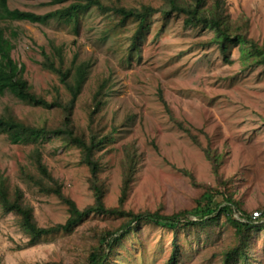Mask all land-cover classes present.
<instances>
[{"label": "rangeland", "instance_id": "rangeland-1", "mask_svg": "<svg viewBox=\"0 0 264 264\" xmlns=\"http://www.w3.org/2000/svg\"><path fill=\"white\" fill-rule=\"evenodd\" d=\"M70 0L51 4L49 0H7L10 8L42 14ZM111 3L117 0H103ZM118 2V1H117ZM127 5L141 2L158 5L162 0H121ZM233 18L250 22L249 34L264 40V0H225ZM0 25L12 42L11 56L24 63V77L47 100L69 96L56 72L41 64L51 45L61 48L64 66L72 58L85 60L88 73L75 101L73 118L86 130V104L102 80L101 108L95 112L102 131L115 126L110 140L97 150L101 154V177L105 180V203H117L121 184L120 157L129 144L136 154L124 208L133 211L173 212L195 205L201 187L214 184V174L201 148L172 120L166 104L178 119L190 124L197 136L224 151L221 172L231 178L233 196L252 215L257 226L249 239L250 262L242 258L233 264H264V65L240 67L238 49L230 48L234 62H225L213 33L200 26L183 25V15L153 12L132 41L137 22L121 19L110 11L89 6L70 21L49 18L45 22L0 18ZM15 32L14 36H10ZM53 42V44L50 43ZM53 53V52H52ZM51 53V54H52ZM77 62V61H75ZM11 110L19 119L52 127L61 119L58 108L25 103L6 90L0 95V111ZM39 149L50 173L62 184L64 193L78 207L92 203L88 168L80 162L79 148L47 134L36 140L11 142L0 133V172L10 186H19L24 201L32 205L40 225L63 222L68 211L58 197L39 190L20 171L27 166L36 172L31 152ZM257 212V214L255 213ZM119 214L90 213L72 230H59L30 242L12 212L0 206V264H59L82 261L97 239L96 228L116 227ZM217 227V228H216ZM210 227L179 228L141 221L132 226L110 256V264H165L172 241L179 247L176 264H217L220 250L233 243V229L224 223Z\"/></svg>", "mask_w": 264, "mask_h": 264}, {"label": "trees", "instance_id": "trees-1", "mask_svg": "<svg viewBox=\"0 0 264 264\" xmlns=\"http://www.w3.org/2000/svg\"><path fill=\"white\" fill-rule=\"evenodd\" d=\"M67 0H49V3H63ZM118 1V2H117ZM105 3L103 0H70L65 6L57 7L45 13L39 14L31 10L17 7L10 8L7 0H0V18L27 19L32 22H45L49 18H57L70 21L77 14L89 6H97L101 11H110L121 19H130L137 22L133 32L132 41L136 40L146 22L147 16L153 12L167 15L177 13L183 15V25L207 28L213 35L207 41L214 42L222 53L225 62L232 63L230 48L236 46L238 49V60L240 67L246 69L254 64L264 65V40L259 42L249 34L250 22L243 16L233 18L227 10L225 0H162L158 5L141 2L138 6L127 5L121 0ZM15 32L10 36H14ZM53 44L52 41H50ZM13 45L9 35L0 25V95L6 90L25 103L40 105L43 107H54L59 109L61 119L52 126L46 124L37 125L19 119L15 113L6 109L0 111V133H5L11 142H22L36 140L47 134L59 137L62 141L75 145L79 148L80 162L88 168L87 183L92 192L93 201L80 208L75 200L63 192L62 184L57 181L42 160L41 152L35 148L31 152L32 163L36 172L27 166H21L20 171L24 177L39 190L53 193L66 205L68 215L63 222L50 225H40L35 219L33 207L24 201L20 187L10 186L9 178L0 172V206L5 212H12L22 231L28 236L30 242H34L42 235L65 230L73 227L88 216L90 213L119 214L122 220L116 227L96 228L97 239L92 243L83 260H75L72 263L59 264H110L109 258L121 240L129 232L132 226L141 221L165 225L175 233L179 228L191 226L210 227L213 236L218 237L217 226L220 218L224 217V223L233 229V243L226 245L220 250L221 261L217 264H233L236 259L242 258L250 262L249 239L251 230L257 226L254 224L252 215L241 207V201L233 196L229 176L221 172L224 160V151L212 147L209 140L204 144L193 131L190 124L178 119L171 108L166 106L169 117L183 129L193 143H196L203 151L210 163L215 182L197 183L194 176L187 170L193 183L198 184L201 190L195 198V205L189 208H181L173 212H161L155 210H138L124 208V201L128 195L133 170L137 163L136 154L133 149L124 145L120 157L121 184L117 203L109 205L105 203V180L101 177L102 159L99 150L104 142L110 140L115 126L102 131V125L95 112L101 108V95L104 93L106 79L100 81L92 91L93 100L86 104L89 120L86 130L82 128L73 118L75 101L84 85L89 65L85 60L72 58L69 66H64V56L60 47L51 45L52 54L41 48L43 59L41 64L57 73L60 82L68 90L69 96L47 100L43 94L37 93L31 83L24 77V63H18L11 56ZM77 61V62H75ZM264 207V206H263ZM264 216V208L261 211ZM179 256V247L176 241H172V249L165 264H176Z\"/></svg>", "mask_w": 264, "mask_h": 264}, {"label": "built area", "instance_id": "built-area-1", "mask_svg": "<svg viewBox=\"0 0 264 264\" xmlns=\"http://www.w3.org/2000/svg\"><path fill=\"white\" fill-rule=\"evenodd\" d=\"M257 214V212H255Z\"/></svg>", "mask_w": 264, "mask_h": 264}]
</instances>
